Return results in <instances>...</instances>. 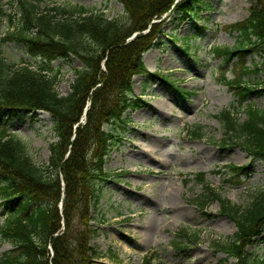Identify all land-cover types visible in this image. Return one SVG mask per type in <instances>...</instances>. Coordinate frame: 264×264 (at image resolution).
<instances>
[{"label": "trees", "instance_id": "trees-1", "mask_svg": "<svg viewBox=\"0 0 264 264\" xmlns=\"http://www.w3.org/2000/svg\"><path fill=\"white\" fill-rule=\"evenodd\" d=\"M119 1L127 15L124 18H110L83 5L55 0H10L12 13H7L0 2V22L4 17L10 20L0 31V120L4 114L47 111L54 118L55 131L47 164L36 162L16 135L6 128L0 131V205L5 217L0 221V237L12 244L0 255V264H105L101 251L91 243L97 232L94 210L103 195V184L123 174L115 176L105 164L124 137L129 123L124 114L146 104L134 94V76L146 73L151 80L177 87L168 75L149 72L144 63V53L165 33L162 24L153 23L147 33L143 31L168 12L186 19L202 0ZM254 1L248 20L232 26L242 35L239 44L214 48L217 56L226 61L234 57L243 60L253 49L264 57V0ZM137 31L140 34L128 42ZM9 43L25 45L42 58L41 63H8L3 50ZM71 57L80 60L83 67L76 70L71 91L61 95L56 89L60 70L56 71L52 62ZM260 69L259 64L251 69L244 63L239 75L224 79L240 105L257 91L245 75ZM245 112L243 120L229 108L218 115L225 131L221 145L241 146L253 160L264 161V109L246 103ZM189 133L204 136L200 125ZM229 168L237 176L250 171L248 166ZM194 178L205 191L195 203L206 208L218 201L220 214L237 227L228 238L214 240L213 247L235 258L236 264H264V258L246 250L253 238L264 232V190L242 205L209 187L206 173ZM180 232V241H173L178 248L187 250L199 243V232L185 228ZM143 264L164 263L148 256Z\"/></svg>", "mask_w": 264, "mask_h": 264}, {"label": "rangeland", "instance_id": "rangeland-1", "mask_svg": "<svg viewBox=\"0 0 264 264\" xmlns=\"http://www.w3.org/2000/svg\"><path fill=\"white\" fill-rule=\"evenodd\" d=\"M9 1L0 0L6 12L12 13ZM55 1L83 5L110 18L127 16L119 0ZM253 2L202 0L186 19L166 13L143 31L147 33L153 23L162 24L165 30L144 53L148 71L168 75L179 89L190 93L159 79L151 80L146 73L134 76V94L146 104L124 114L129 119L124 137L105 164L115 176L123 174L103 184V195L94 210L97 232L91 243L101 251L105 264H143L150 254L164 264L237 263L212 245L214 240L235 234L236 224L220 214L218 201L206 208L195 203L205 191L194 177L205 172L209 187L242 205L249 203L258 190H264V161L253 160L241 146L223 147L225 131L218 118L229 108L243 120L246 103L264 109V57L252 49L243 60L234 57L226 61L214 52L215 47L239 44L242 35L232 26L248 20ZM9 23L4 17L0 31ZM3 56L8 63L38 66L42 61L20 43L6 44ZM244 63L251 69L259 64L261 69L245 75L246 82L257 91L240 105L224 79L239 75ZM52 65L60 70L57 91L68 94L76 70L83 63L71 57L55 59ZM4 115L0 131L6 128L16 135L36 162L47 164L49 146L55 140L53 116L47 111ZM199 125L203 128L202 138L186 133ZM230 165L248 166L250 171L233 175ZM2 210L0 205V221L4 222ZM183 228L200 233L199 243L187 250L173 244L176 239L180 241L178 233H183ZM11 248L12 244L0 237V255ZM246 250L256 258H264V232L254 237Z\"/></svg>", "mask_w": 264, "mask_h": 264}, {"label": "water", "instance_id": "water-1", "mask_svg": "<svg viewBox=\"0 0 264 264\" xmlns=\"http://www.w3.org/2000/svg\"><path fill=\"white\" fill-rule=\"evenodd\" d=\"M139 34V32H136L129 40H132L133 38H135L137 35ZM86 116H84L83 119H85ZM61 209H62V203H61Z\"/></svg>", "mask_w": 264, "mask_h": 264}]
</instances>
